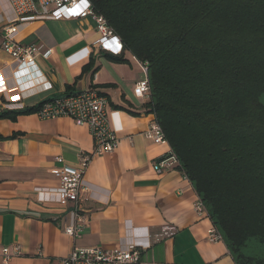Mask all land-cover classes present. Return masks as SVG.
Masks as SVG:
<instances>
[{
  "label": "crops",
  "instance_id": "0c3cea01",
  "mask_svg": "<svg viewBox=\"0 0 264 264\" xmlns=\"http://www.w3.org/2000/svg\"><path fill=\"white\" fill-rule=\"evenodd\" d=\"M13 24L23 46L52 51L48 58L39 55L28 73L1 49L4 29ZM99 39L90 17L21 24L8 3L0 2V74L10 91L3 102L18 94L22 108H30L71 86L74 91L98 90L110 107L123 108L111 107L120 113L111 118V126H121L118 149L93 156L85 172L89 191L79 205L87 225L80 239L64 232L73 222V205L53 202L48 192L60 186L53 173L60 167L59 157L77 167L81 154L94 150L89 127L66 117L41 120L35 114L0 120V248L21 247L22 254L10 264H58L75 248L116 251L148 240L151 246L139 264H235L223 240H210L212 221L195 209L199 196L185 174L178 168L162 174L153 169L171 146L144 136L153 115L145 108L149 100L134 90L148 77L145 65L130 52L99 51ZM123 54L125 64L105 57ZM91 57L95 63L85 72Z\"/></svg>",
  "mask_w": 264,
  "mask_h": 264
},
{
  "label": "trees",
  "instance_id": "16d2710c",
  "mask_svg": "<svg viewBox=\"0 0 264 264\" xmlns=\"http://www.w3.org/2000/svg\"><path fill=\"white\" fill-rule=\"evenodd\" d=\"M91 2L124 51L147 66L146 111L234 263L264 264V0ZM105 57L128 62L124 54ZM73 92L68 86L65 94ZM42 104L1 111L0 120Z\"/></svg>",
  "mask_w": 264,
  "mask_h": 264
},
{
  "label": "built area",
  "instance_id": "2783aa9c",
  "mask_svg": "<svg viewBox=\"0 0 264 264\" xmlns=\"http://www.w3.org/2000/svg\"><path fill=\"white\" fill-rule=\"evenodd\" d=\"M6 2L12 9L16 22L21 24L31 23L37 20H76L92 18L97 23V31L100 39L96 43L99 51L113 55H120L124 51V44L119 36L108 25L107 20L98 14L91 0H0ZM18 26L13 24L4 29L1 49L7 53L16 63L20 70L35 66V60L39 55L48 58L52 51L42 52L43 47L39 45L23 46L17 41ZM87 52V51H86ZM147 72V66L145 65ZM10 93L0 74V110H22L21 98L11 96L9 102H3V95ZM134 94L143 99L150 100L151 90L148 77L138 83ZM110 107L107 96L98 90L74 91L70 94L53 96L43 101V104L35 112L41 120L66 117L79 125H87L94 140V150L90 154H81L77 167L65 164L63 158L59 157L57 163L60 167L54 170L55 177L60 186L56 190H50V200L58 204H72V219L70 226L64 229L66 235L73 239L83 236L87 225V219L81 214L80 202L83 193L89 188L85 183V172L93 156L104 155L114 152L120 145L118 132L121 126H111L112 116L119 115ZM148 129L144 132L146 139L153 144H168L164 131L154 114ZM180 165L178 158L171 151L161 160L153 163V169L162 174ZM40 195H46L45 191H38ZM199 214L207 213L203 202L199 199L195 204ZM168 230L167 236H170ZM162 236H158L159 240ZM209 238L212 241L222 240L221 236L211 229ZM151 246L150 241L144 243L136 241L116 251L102 248L74 249L67 257L61 258L58 264H139L142 252ZM22 254L20 246L12 248H0V258L3 264H10L11 260Z\"/></svg>",
  "mask_w": 264,
  "mask_h": 264
}]
</instances>
